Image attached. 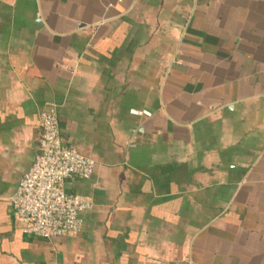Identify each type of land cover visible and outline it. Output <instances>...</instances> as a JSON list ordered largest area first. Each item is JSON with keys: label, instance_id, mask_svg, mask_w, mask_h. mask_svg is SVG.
I'll return each mask as SVG.
<instances>
[{"label": "crops", "instance_id": "1", "mask_svg": "<svg viewBox=\"0 0 264 264\" xmlns=\"http://www.w3.org/2000/svg\"><path fill=\"white\" fill-rule=\"evenodd\" d=\"M50 103L96 162L52 241L10 202ZM0 264H264V0H0Z\"/></svg>", "mask_w": 264, "mask_h": 264}, {"label": "built area", "instance_id": "2", "mask_svg": "<svg viewBox=\"0 0 264 264\" xmlns=\"http://www.w3.org/2000/svg\"><path fill=\"white\" fill-rule=\"evenodd\" d=\"M131 113L149 115L136 109ZM39 126L35 159L19 179L10 202L23 234L52 241L81 230L80 212L90 209L93 202L88 196L69 192L66 183L89 178L96 162L64 143L56 104L40 111Z\"/></svg>", "mask_w": 264, "mask_h": 264}]
</instances>
